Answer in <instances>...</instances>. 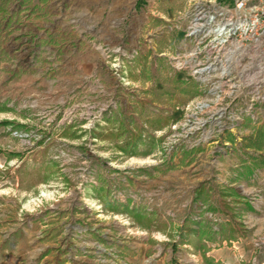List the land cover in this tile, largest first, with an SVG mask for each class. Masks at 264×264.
<instances>
[{"label": "rangeland", "instance_id": "obj_1", "mask_svg": "<svg viewBox=\"0 0 264 264\" xmlns=\"http://www.w3.org/2000/svg\"><path fill=\"white\" fill-rule=\"evenodd\" d=\"M190 1L0 0V264H264V69L192 75Z\"/></svg>", "mask_w": 264, "mask_h": 264}, {"label": "built area", "instance_id": "obj_2", "mask_svg": "<svg viewBox=\"0 0 264 264\" xmlns=\"http://www.w3.org/2000/svg\"><path fill=\"white\" fill-rule=\"evenodd\" d=\"M180 14L192 75H242L247 59L264 69V0H191Z\"/></svg>", "mask_w": 264, "mask_h": 264}, {"label": "trees", "instance_id": "obj_3", "mask_svg": "<svg viewBox=\"0 0 264 264\" xmlns=\"http://www.w3.org/2000/svg\"><path fill=\"white\" fill-rule=\"evenodd\" d=\"M221 197H222V199H221L220 201L223 202L222 204H225V205H226V206H225V205H223V206L221 205L222 208L225 209V210L227 209L226 211H227V212H230L231 209H230L229 206L227 205L226 197L223 196V195H222ZM222 208H221V209H222ZM229 210H230V211H229Z\"/></svg>", "mask_w": 264, "mask_h": 264}]
</instances>
